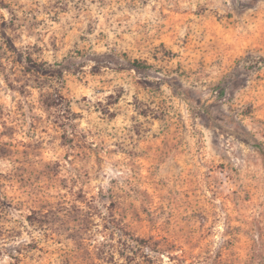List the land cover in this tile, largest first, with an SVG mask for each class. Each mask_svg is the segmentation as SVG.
Here are the masks:
<instances>
[{
	"label": "rangeland",
	"instance_id": "1",
	"mask_svg": "<svg viewBox=\"0 0 264 264\" xmlns=\"http://www.w3.org/2000/svg\"><path fill=\"white\" fill-rule=\"evenodd\" d=\"M123 227L264 264V0H0V264H125Z\"/></svg>",
	"mask_w": 264,
	"mask_h": 264
},
{
	"label": "trees",
	"instance_id": "2",
	"mask_svg": "<svg viewBox=\"0 0 264 264\" xmlns=\"http://www.w3.org/2000/svg\"><path fill=\"white\" fill-rule=\"evenodd\" d=\"M26 64L31 70H35L41 74L56 76L61 75V69L55 66H43L36 62L27 60ZM123 236L119 255L125 258V264H152V253L157 250L156 242L150 238H140L134 236L126 227L120 228Z\"/></svg>",
	"mask_w": 264,
	"mask_h": 264
}]
</instances>
